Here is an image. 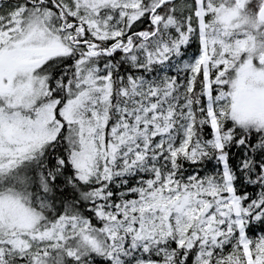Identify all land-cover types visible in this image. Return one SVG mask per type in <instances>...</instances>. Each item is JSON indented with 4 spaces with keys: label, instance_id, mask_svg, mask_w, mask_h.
Instances as JSON below:
<instances>
[{
    "label": "snow or ice",
    "instance_id": "snow-or-ice-1",
    "mask_svg": "<svg viewBox=\"0 0 264 264\" xmlns=\"http://www.w3.org/2000/svg\"><path fill=\"white\" fill-rule=\"evenodd\" d=\"M0 264H264V0H0Z\"/></svg>",
    "mask_w": 264,
    "mask_h": 264
}]
</instances>
